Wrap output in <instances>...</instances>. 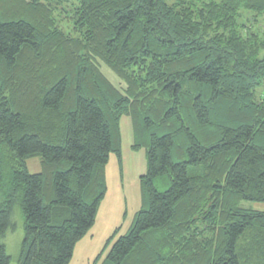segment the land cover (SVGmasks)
<instances>
[{
	"label": "trees",
	"instance_id": "obj_1",
	"mask_svg": "<svg viewBox=\"0 0 264 264\" xmlns=\"http://www.w3.org/2000/svg\"><path fill=\"white\" fill-rule=\"evenodd\" d=\"M67 1L0 0V237L20 205L17 264L70 263L124 114L147 150L142 205L98 264H264V209L242 203H264V32L239 21L264 0H74V33L54 14Z\"/></svg>",
	"mask_w": 264,
	"mask_h": 264
},
{
	"label": "rangeland",
	"instance_id": "obj_2",
	"mask_svg": "<svg viewBox=\"0 0 264 264\" xmlns=\"http://www.w3.org/2000/svg\"><path fill=\"white\" fill-rule=\"evenodd\" d=\"M72 2L61 3L54 11L60 27L66 32H73ZM239 20L245 26L264 32V15H255L252 10L244 9ZM74 33V32H73ZM76 33V32H75ZM101 69L119 88L125 87V81L117 73L99 61ZM122 128V163L116 153L112 152L107 164L108 190L98 210L95 224L87 234L77 242L74 255L69 264H98L108 253L116 239L130 228L136 211L142 205L140 176L147 171V150L145 146L133 148L134 133L132 119L124 114L121 117ZM41 156L27 158L29 170H41ZM247 206H254L263 210L264 203L246 202ZM16 226L8 230L0 242H5L7 251L12 256L10 264H17L21 254L22 242L25 234L24 217L21 206L15 208Z\"/></svg>",
	"mask_w": 264,
	"mask_h": 264
}]
</instances>
